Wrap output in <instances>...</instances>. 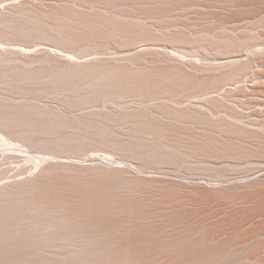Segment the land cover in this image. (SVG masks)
<instances>
[{
    "label": "rangeland",
    "instance_id": "1",
    "mask_svg": "<svg viewBox=\"0 0 264 264\" xmlns=\"http://www.w3.org/2000/svg\"><path fill=\"white\" fill-rule=\"evenodd\" d=\"M24 1L0 0L8 14L0 20V264H202L242 256L230 250L189 258L209 231L254 233L264 221V189L228 194L235 167L203 155H155L120 140L127 129L115 114L104 127L90 124L91 106L109 95L98 104V94L80 97L64 84L69 73L44 54L90 58V45L60 35L65 0ZM180 14L185 21L186 11ZM114 96L121 106L128 102L121 92ZM263 103V90L248 91L223 100L216 115L260 119ZM151 176L155 182L146 184ZM173 238L183 239L177 257Z\"/></svg>",
    "mask_w": 264,
    "mask_h": 264
},
{
    "label": "bare ground",
    "instance_id": "2",
    "mask_svg": "<svg viewBox=\"0 0 264 264\" xmlns=\"http://www.w3.org/2000/svg\"><path fill=\"white\" fill-rule=\"evenodd\" d=\"M62 6L68 13L60 35L89 44L94 56L66 60L59 52L44 54L69 73L64 84L80 97L98 94V104L109 95L111 101L91 106L90 124L104 127L115 114L127 129L120 140H135L155 155L174 153L193 161L203 155L225 169L235 167L228 194L264 189V110L252 120L224 112L233 117L229 121L215 109L230 97L264 91L263 82L255 84L264 79V0H65ZM196 13L197 23L190 18ZM7 16L0 12V20ZM116 92L128 100L123 106L115 102ZM224 175L216 181L223 182ZM151 177L144 178L146 184L155 182ZM221 235L204 234L189 258L235 250L242 256L202 264H264V221L252 234ZM182 240L170 241L174 257L184 252V244L175 246Z\"/></svg>",
    "mask_w": 264,
    "mask_h": 264
}]
</instances>
